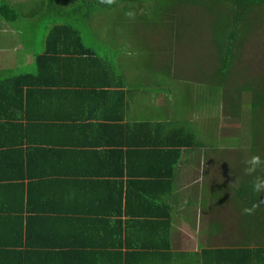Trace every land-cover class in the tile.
Masks as SVG:
<instances>
[{
  "label": "trees",
  "instance_id": "trees-1",
  "mask_svg": "<svg viewBox=\"0 0 264 264\" xmlns=\"http://www.w3.org/2000/svg\"><path fill=\"white\" fill-rule=\"evenodd\" d=\"M9 1L0 0V19L20 26L23 13H18L14 6L17 7V2L21 1L17 0L14 5ZM39 3H42L41 6H37L32 13L38 19L47 20L49 24L46 27L50 30L46 35L44 52L30 54L34 59L35 71L0 79V197H4L5 204L1 210L4 213L0 216V238L3 240L0 241V264H105L106 256L101 253L105 247H94L92 241H105L107 237H112L114 243L118 242L116 248H122L120 223L107 232L105 227L95 223L96 219H81L84 215L80 212L85 207H80L81 210L68 207L62 211L59 209L61 204L58 196L37 199L31 191H44L58 186L61 189L75 186L97 189L107 185L121 190L123 182L119 178H122L124 168L122 156L117 151L107 156L115 162L116 181L113 182L107 181V175L93 174L91 170L83 172L82 169L87 170L86 162L80 164L78 171H56L62 163L72 158L69 148L82 130L85 136L81 141L89 140L97 134L100 136V133L109 130L111 120L99 116V108L104 107L109 97H112L111 114L121 112L122 104L128 105L133 111L131 114L129 109L126 110L131 123L136 127L155 128L153 138L147 134L143 138L144 143L137 147L134 145V149L130 151L128 162L135 163L127 171L130 177L151 179L154 189H163L165 181L167 178L171 180L176 166L184 157L185 150L192 152L207 147L198 140L191 122L184 120L178 127L171 123L172 118L166 123L154 125L150 122H137L141 120V116L134 111L144 102L143 96L138 93L143 83L145 89L159 92L150 95L154 101L159 100L158 97L167 96L173 109L180 114L185 109H194L191 91H195L199 104L197 109L204 104L211 108H225V117L236 123L241 131L237 141H241V135L246 134L250 139L261 136V140H264V81L242 82L241 75L240 78L239 75L235 76L236 64L242 60L245 41L256 34L255 27L264 29V0H115L112 5L103 4L100 0H39ZM145 7L146 12L142 14ZM196 10L201 13L197 14ZM109 11H118L119 20L122 21L114 23L113 19H107L106 26L113 23L117 31L113 33L103 30L108 35L107 39H103L102 31H98L100 27L97 23L100 18L97 16ZM128 11L135 12V19L126 18L125 13ZM121 13L125 18H121ZM188 14H191L189 18ZM201 16L203 17L200 18ZM36 18L32 21L37 20ZM142 22L151 26L147 27L150 31L144 37L150 39V35L153 36L152 43L158 37L163 38L164 41L159 40V43H166L168 49H173L177 40L179 45L185 39L188 45L193 46L194 38L190 36L189 29L202 32L205 24L214 57L206 71L207 75L198 69L201 83L196 89L194 79L184 77L185 74L177 73V76H173L170 71L173 63L172 50L161 61L169 63L164 68L155 60L154 51L151 54L150 50L143 51L142 54L150 58L152 64L146 66L145 73H139L140 70L134 72L138 84L134 82V78L129 80L124 75L125 72L121 70V64L124 63L120 57H128V44L132 48L138 47V34H144L142 28H138L142 26ZM86 38L105 42L108 45L106 52L101 54L98 52L99 48L89 46ZM22 54L28 55L23 50L20 57ZM67 73L73 76L74 85L71 86L77 90L75 97L67 94V101L72 104L60 111L43 110L48 98H53L54 102L62 101L57 93L51 96L49 92L57 86L59 75L64 74L62 77H65ZM47 89L50 91L45 93ZM111 89L117 91H110ZM171 94H174V98ZM245 95H250L248 115L243 111L242 105ZM178 96L181 99L176 101ZM116 116L118 120L124 121L121 114ZM245 116L249 117L246 124L243 120ZM92 120L102 122L94 126L90 123ZM111 128L114 129L112 125ZM131 128L133 126H127V129ZM237 147H241V144ZM260 148L249 146L247 154L251 158L257 155V151L261 152ZM261 161L256 171L248 174L233 190L236 202L240 203L239 211L244 216L240 222L242 233L244 232L241 240L250 239L259 243L257 247L243 243L236 248L207 251V255L219 257L225 264H264V191H253L255 178L264 179V155ZM145 167L148 169L145 170ZM52 168L55 170L47 171ZM137 169L136 176L129 172ZM137 185L136 181L127 182V187L136 188ZM17 188L27 191L26 203L19 209L12 208L13 199L9 194L2 196L6 191ZM86 196L87 194L84 195L85 199ZM253 204L258 205L255 212L251 215L244 214L243 209ZM157 206L163 208L162 205L155 204L156 209ZM120 209L121 207H116V214H120ZM169 215L170 212L168 217ZM144 216L159 217L148 212ZM62 226L65 227L66 239H76L66 240L64 244L60 242L57 235L59 230L61 233ZM48 242L51 247L45 245ZM44 250L58 251L51 253L50 258H45ZM129 257L134 258V255H126L127 262ZM113 262L121 264L118 258L113 259Z\"/></svg>",
  "mask_w": 264,
  "mask_h": 264
},
{
  "label": "crops",
  "instance_id": "crops-1",
  "mask_svg": "<svg viewBox=\"0 0 264 264\" xmlns=\"http://www.w3.org/2000/svg\"><path fill=\"white\" fill-rule=\"evenodd\" d=\"M15 2H17V0L9 1L11 5H14ZM22 29L23 25L9 24L5 20H0V79H7L9 77L17 76L20 73H33L35 71V63L31 59L32 56L30 55V52H28L26 57H20V52L22 51L20 48L22 46L20 39L24 34ZM31 29L33 30V27ZM32 54L35 53L32 52ZM61 75L64 76V74ZM62 76L59 75L56 87H53L51 91L49 89L45 91V93L50 91L49 93H51V96H54L55 93H57L59 98H62V101L54 102L53 98H48L44 102L43 110L54 112L52 109H58L60 111L62 108H65L66 106L68 107L72 104L67 101V94L69 93L71 97L76 96L75 93L77 90L71 86L74 85L73 76L70 73H67L65 77ZM127 77L129 80L133 79V76L127 75ZM110 91L114 92L117 90L111 89ZM157 102H159V100H157ZM111 104L112 97H109V100L106 101L104 107L99 108L101 110L99 116L111 120L109 123V130L100 133V136L97 134L89 140L84 139V141H81L80 139L85 136V133L82 130V134H78L75 142H72L73 144L71 146L66 145L70 146L69 149L72 153V158L67 160L66 163H59L61 164V167L56 168V171L64 173L71 169H73V171H78L80 164L86 162L88 165L87 170L82 169L83 172L91 170V173L93 174H99L100 176L107 175V181L113 182L116 181L115 162L107 156H109L111 152L115 153L117 151L122 156L121 163L124 168L122 171L123 176L122 178H119V180L123 182L121 190H116L111 186L109 187V185L97 189H95V187H88V189H86L81 186H75L73 188L64 187L61 189V187L58 186L49 187L50 189H45L44 191L33 190L31 191L32 194L35 195L37 199H49L53 195L55 197L58 196V201L63 205L62 207L58 204L60 205L59 209L61 208L62 211H65L68 207L77 210H81L80 207H85L81 212L79 211L84 215L81 219H96L95 223L105 227L107 232L115 228V226H118L117 223H120L122 229V248H116L118 242L115 241L114 243L112 237H107L105 241L103 239H94L92 241L94 247H105V250L101 251V253L106 256L105 264H114L113 259L116 258L120 259L121 264H225L224 261L219 260V257L215 258L207 255V251L212 249L236 248L240 246L217 244L215 238L221 236L224 229L222 227L223 225L218 223L219 221H217V219L212 223H208L206 229L202 232L198 231V227L200 226L199 214L203 213L206 209V205L208 203L211 204V201L203 198L205 193L203 187L198 186L199 189L196 191L195 188L189 187V184L182 185L181 177L186 175L188 164L186 165L185 163L190 162L187 161V154L190 152H186V150L184 151V157L181 158L180 163L176 166L171 180H168L167 178V181H165L163 189H154V183L151 179L147 180L146 178H140L139 176L135 178L130 177L127 174V171L135 165L134 162H128L130 151L134 149V145L137 147L143 144V138L146 137L147 134L153 138L156 134L154 133L155 128L147 129L144 127H136L134 123H131V119L126 114V110L129 109L128 105L124 106V104H122L121 107H123V110L121 112H118L115 115L111 114ZM154 105L157 106L159 103ZM129 110L131 111V114H133L131 108ZM146 110H148L147 105L139 104L134 113H138V116L140 117V113ZM120 114L123 116L124 121L118 120L119 118L116 115ZM140 119L141 120L137 122H150L152 125L168 122L154 121V119L151 120L150 118L142 117H140ZM99 122H94V120H92L90 123L95 126V124H98ZM47 124L50 125V123ZM51 124L53 125L54 123ZM68 124H70V122H68ZM111 125L114 127L113 130ZM128 125L133 126V128H131V130L127 129ZM84 145L86 146L81 148ZM82 153H84V156H81ZM119 160L120 159H118L117 162H119ZM102 162H105L106 164H100ZM190 168L192 167H189V169ZM138 169L129 172H133V176H136ZM144 169L147 170L148 167H145ZM54 170L55 168H52L47 171L50 172ZM128 181H136L138 184L137 187H127ZM190 190L193 197L188 195ZM192 191L198 195H195ZM4 194H9L13 199L12 208L19 209L26 203V190L22 191L18 188L10 189V191L3 193L2 196ZM85 194H87L86 199L84 197ZM180 195L183 197H179ZM185 197H189V200H193L197 203L188 204L185 201L181 202L180 199L185 200ZM3 200L4 197H0L1 217L3 215L1 213H4L1 212V210H3L5 205L3 204ZM154 203L162 205L163 208L160 209L157 206L156 209ZM203 204L205 207H203ZM116 207H121L120 214H116ZM147 212L149 214H157L159 217H145L144 214ZM169 212L170 215L168 217ZM193 216H195V219H193ZM212 227H215L216 230L210 231ZM221 230L222 232L217 233V231ZM57 237L63 244L66 240L76 239H66L64 226H62L61 233L59 230ZM189 239H191V241H189ZM212 239L215 241L214 243L212 242ZM239 240L245 244L250 243L251 245L252 243V240L250 239L241 240L239 238ZM0 241L3 240L0 238ZM58 244L61 243L58 242ZM45 245L51 247L50 242ZM44 251V257L50 258L51 253H55L54 251L56 250ZM128 254L134 255V258L129 257L127 262L126 255Z\"/></svg>",
  "mask_w": 264,
  "mask_h": 264
},
{
  "label": "rangeland",
  "instance_id": "rangeland-1",
  "mask_svg": "<svg viewBox=\"0 0 264 264\" xmlns=\"http://www.w3.org/2000/svg\"><path fill=\"white\" fill-rule=\"evenodd\" d=\"M41 4L39 3V0H23L20 3L17 2V7L14 6L18 13H23L20 24L23 25L22 30L24 31V34L20 39L22 44V47L20 48H22L24 53H28L27 51H29L30 54H32V52L35 54H42L44 52L46 35L50 30V28L46 26L49 23L42 18H36L35 14L32 13V10H36L37 6H41ZM142 12V14L146 12V7L145 11L143 10ZM195 12H197V14L201 13L199 10H196ZM98 15L99 16L97 17H99L100 20H98L97 25L101 28H99L98 31H102L103 39H107L108 35L104 33L103 30L105 32L110 31L114 33L117 29H115L113 23L106 26L108 23L106 20L113 19L114 23L122 20H119L118 11H109ZM190 15L191 14H188L187 17L189 18ZM122 17L125 18V15L122 14L121 18ZM202 17L203 16L200 18ZM33 18H36L37 20L32 21ZM202 21L203 19L201 20V23ZM143 23L144 22H142V26H138V28H142L141 31H144L145 35L138 34L140 36L138 47L136 48V46H134V48H132V46L128 44V47L130 48L126 51L128 57L124 58V55L120 57L122 59L121 61L124 63L121 64V70L125 72L124 75L133 76L135 80L134 82L138 84L134 72L140 70L139 73H145L146 66L152 64L151 59L146 58L142 52L150 50L151 54L154 51L155 60L160 63V67L164 68L167 67V64L169 63H162L161 61L165 58V54L172 50L173 63H171L170 71H172L173 76H177L178 73L181 75L185 74L186 76L184 77L194 79L193 84L196 89L197 85L201 83L198 69L203 70L205 75H207L206 71L210 68L211 60L214 57L212 56V51L208 43L209 37L206 33L205 24L202 26V32L196 30L193 32L192 29L188 28L191 32L190 36L194 38V43H192L194 44L193 46L191 44L188 45L187 39H185L184 43H179V45L177 40V43L172 46L173 49H168L169 46L166 43H159V40H161V42L164 41L163 38L161 39L158 37V39H155V43H152L154 41L153 36L150 35V39L144 37L150 31L147 27L151 26ZM32 27L33 30L31 29ZM255 30L256 34L247 38L245 41L242 49L241 62L236 64L235 76L239 75L240 78L241 75L242 82L253 80L260 83L262 79L264 81V29H258V27H255ZM167 34L168 33H166V35ZM167 37L169 36L167 35ZM85 41L89 46L94 45L95 48H99L100 51L98 52L101 54H104L108 48V45L103 41H90L87 38ZM21 57H26V55L22 54ZM31 59L34 60L32 57ZM136 59L139 61L136 62ZM154 64L156 65L155 61ZM140 85L142 84L140 83ZM144 86L143 83V87L141 86V89L138 90V93L143 96L142 100L144 101L140 104L147 105L148 107V110L140 113L142 118H150L151 120L154 119V121H168L172 118L171 123L176 127H178L179 124L184 123V120L186 122H191L198 140L201 141L204 146H207L202 150H195L187 154V161L190 162L185 163L186 165L188 164L186 169L187 172L185 176L181 177L182 185L189 184V187L195 188L196 191L199 189L198 186L203 187L205 190L203 198L211 201V204L208 203L206 205V209L203 213L199 214L200 226L198 227V231L202 232L206 229L208 223H212L217 219V221H219L218 223H221L224 228L223 232L222 230L217 231V233L222 232L221 236L215 238L217 244L242 246L243 242L240 241L239 238L242 239V234L244 232L242 233L240 222L244 216H242L239 211L240 203L236 202L234 197L235 191L233 190L248 176L245 172V168L247 167L245 162L250 159L249 154H247L249 146L252 148L261 147V152L257 151L256 153L262 158L264 155V140H261V136L250 139L246 134L243 136L241 135V141H237L241 131L236 123H233L225 117V108L222 106L211 108L208 104H204L201 105V108L197 109L196 106H199V104L195 91H191L194 96L192 100L194 109L189 111L185 109L183 110L184 113L180 114L179 111L173 109V105L167 96L158 97L159 102H157L156 99L154 101L153 97H150V95L152 96L154 93L159 92L156 90L150 91L145 89ZM198 93L202 95L201 92ZM171 95L174 98V94ZM145 97H148L149 99H146ZM249 97L250 95H245L243 98V111L246 115H248L250 109ZM188 98L191 99L190 96ZM178 99H181L180 96H178L176 101H178ZM180 102H182V100H180ZM183 102L185 105V101ZM156 103H159V105L155 106L154 104ZM248 119V116H245L243 119L245 124L248 123ZM238 144H241V147H237ZM189 167L192 168L189 169ZM193 193L198 195L195 192ZM188 195H191V190ZM179 197L183 196L180 195ZM185 198V200L180 199V201H185L188 204L197 203L193 200H189V197ZM213 198H216V200ZM203 207H205L204 204ZM193 219H195V216H193ZM211 230L215 231L216 229L215 227H212L210 231ZM189 241H191V239H189ZM215 241L212 239L213 243ZM258 243L259 242L255 243L254 241L251 243V246L257 247Z\"/></svg>",
  "mask_w": 264,
  "mask_h": 264
},
{
  "label": "clouds",
  "instance_id": "clouds-1",
  "mask_svg": "<svg viewBox=\"0 0 264 264\" xmlns=\"http://www.w3.org/2000/svg\"><path fill=\"white\" fill-rule=\"evenodd\" d=\"M103 4L112 5L115 3V0H100ZM125 15L129 19H135V12L134 11H128L125 13ZM248 167L245 168L246 174H252L256 171L257 167L261 165L262 161L261 158L258 155H253L249 160L245 162ZM253 191L254 192H261L264 191V179L260 177H256L253 182ZM258 208L257 204H253L251 207H245L243 209V213L246 215H251L255 212V210Z\"/></svg>",
  "mask_w": 264,
  "mask_h": 264
}]
</instances>
